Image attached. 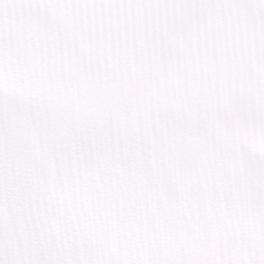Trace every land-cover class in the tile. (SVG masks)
I'll return each instance as SVG.
<instances>
[{
    "label": "snow or ice",
    "instance_id": "6c2138e0",
    "mask_svg": "<svg viewBox=\"0 0 264 264\" xmlns=\"http://www.w3.org/2000/svg\"><path fill=\"white\" fill-rule=\"evenodd\" d=\"M0 264H264V0H0Z\"/></svg>",
    "mask_w": 264,
    "mask_h": 264
}]
</instances>
